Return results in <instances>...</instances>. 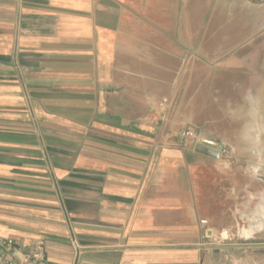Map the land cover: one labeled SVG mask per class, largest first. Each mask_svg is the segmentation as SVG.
<instances>
[{"label": "crops", "instance_id": "obj_1", "mask_svg": "<svg viewBox=\"0 0 264 264\" xmlns=\"http://www.w3.org/2000/svg\"><path fill=\"white\" fill-rule=\"evenodd\" d=\"M245 10L0 0V235L44 238L48 264H242L234 246L214 259L209 233L228 232L244 208L227 207L223 152L196 145L236 125L252 146L238 155L256 153L260 56L227 54L257 38ZM230 84L242 104L224 98ZM189 125L193 143L181 138Z\"/></svg>", "mask_w": 264, "mask_h": 264}, {"label": "rangeland", "instance_id": "obj_2", "mask_svg": "<svg viewBox=\"0 0 264 264\" xmlns=\"http://www.w3.org/2000/svg\"><path fill=\"white\" fill-rule=\"evenodd\" d=\"M244 4L246 7L244 19L246 21H256L257 19L260 24L259 32L256 34L257 38L255 41L250 39L247 43L229 45L227 54L229 57L235 53H255L260 56L259 70L261 71V76L259 83L261 92L258 93L259 97L256 102H259L262 121L259 125L261 130L260 141L258 147L255 145L253 147L256 152L255 154L238 155L237 149L242 152V149L246 150V148L252 146L248 145L242 139L233 137L235 136L236 125H223L225 128L224 135H227L228 138L221 141H213L214 143L221 144V150L223 152L222 162L229 165V176L226 186L232 195H228L227 207L231 211L233 207L240 208L242 206L244 208V214L242 215L243 218L239 215V220L234 219L231 222L232 227H229L230 230L228 232L223 230L219 235H214L210 232L207 240L213 245L212 248L215 253L214 259H226L225 256L221 257L219 254L220 250L216 248H230V246H234L237 249V252H235L236 257L242 260V264H264V0H244ZM247 63V61L241 62L240 67L244 69ZM231 78L235 80V77ZM232 86L231 84L228 86L229 89L228 92L226 91L224 93V98H227L226 101L228 103L242 104L243 101L237 96H234V91L230 90L233 88ZM240 94L241 91L238 92V96ZM231 108L234 107H229V115L236 110ZM237 126L240 127V125ZM190 128L194 129L197 136L199 135L196 126L189 125L181 131V138L182 140L188 139L193 143L195 141L194 139L189 136H183V132ZM252 166L256 170L254 175L251 172ZM252 214L258 215L259 217L256 219L247 218L249 216L251 217ZM240 227L246 230L245 232L248 235H245L247 236L240 234L242 231V229L239 231ZM251 228H253V234ZM227 248L223 250L224 254L229 250Z\"/></svg>", "mask_w": 264, "mask_h": 264}, {"label": "built area", "instance_id": "obj_3", "mask_svg": "<svg viewBox=\"0 0 264 264\" xmlns=\"http://www.w3.org/2000/svg\"><path fill=\"white\" fill-rule=\"evenodd\" d=\"M183 136L197 139V134L192 128L184 131ZM200 222L204 226L208 220L202 219ZM0 264H48L45 239L25 241L0 235Z\"/></svg>", "mask_w": 264, "mask_h": 264}, {"label": "water", "instance_id": "obj_4", "mask_svg": "<svg viewBox=\"0 0 264 264\" xmlns=\"http://www.w3.org/2000/svg\"><path fill=\"white\" fill-rule=\"evenodd\" d=\"M222 146L218 143H206L200 141L196 145V151L202 154L211 156L213 158H219L221 156Z\"/></svg>", "mask_w": 264, "mask_h": 264}]
</instances>
